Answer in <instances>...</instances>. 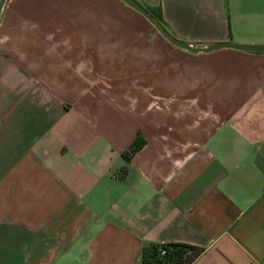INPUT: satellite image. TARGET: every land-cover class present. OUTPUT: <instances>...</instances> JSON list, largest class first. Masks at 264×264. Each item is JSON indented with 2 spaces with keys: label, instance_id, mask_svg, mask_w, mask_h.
<instances>
[{
  "label": "crops",
  "instance_id": "crops-1",
  "mask_svg": "<svg viewBox=\"0 0 264 264\" xmlns=\"http://www.w3.org/2000/svg\"><path fill=\"white\" fill-rule=\"evenodd\" d=\"M137 1L186 42H264V0ZM166 241L264 264V50L178 47L122 0H6L0 264H165L142 249Z\"/></svg>",
  "mask_w": 264,
  "mask_h": 264
},
{
  "label": "trees",
  "instance_id": "trees-1",
  "mask_svg": "<svg viewBox=\"0 0 264 264\" xmlns=\"http://www.w3.org/2000/svg\"><path fill=\"white\" fill-rule=\"evenodd\" d=\"M143 6L164 27L160 6L147 4ZM160 249H164L163 253H160ZM201 250V246L182 241L155 242L142 249V260L161 259L165 264H190Z\"/></svg>",
  "mask_w": 264,
  "mask_h": 264
},
{
  "label": "water",
  "instance_id": "water-1",
  "mask_svg": "<svg viewBox=\"0 0 264 264\" xmlns=\"http://www.w3.org/2000/svg\"><path fill=\"white\" fill-rule=\"evenodd\" d=\"M6 0H0V14L3 8V5ZM125 4L131 6L138 12H140L145 18L153 25V27L169 42L172 44L185 48L191 51H208L212 49H216L219 47H234L238 49L245 50H253L259 51L264 50V42H237V41H214V42H205L203 44H194L190 42H186L179 38L172 36L170 33L166 31L164 27L148 12V10L137 0H122Z\"/></svg>",
  "mask_w": 264,
  "mask_h": 264
},
{
  "label": "built area",
  "instance_id": "built-area-1",
  "mask_svg": "<svg viewBox=\"0 0 264 264\" xmlns=\"http://www.w3.org/2000/svg\"><path fill=\"white\" fill-rule=\"evenodd\" d=\"M164 249H160V253H163Z\"/></svg>",
  "mask_w": 264,
  "mask_h": 264
},
{
  "label": "rangeland",
  "instance_id": "rangeland-1",
  "mask_svg": "<svg viewBox=\"0 0 264 264\" xmlns=\"http://www.w3.org/2000/svg\"><path fill=\"white\" fill-rule=\"evenodd\" d=\"M153 26V25H152Z\"/></svg>",
  "mask_w": 264,
  "mask_h": 264
}]
</instances>
